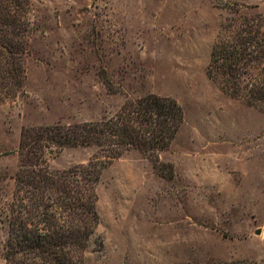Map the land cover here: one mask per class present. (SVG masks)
<instances>
[{
  "label": "rangeland",
  "instance_id": "rangeland-1",
  "mask_svg": "<svg viewBox=\"0 0 264 264\" xmlns=\"http://www.w3.org/2000/svg\"><path fill=\"white\" fill-rule=\"evenodd\" d=\"M27 19L25 79L0 104V264L17 176L36 160L25 130L103 121L148 95L176 100L184 124L157 158L104 166L83 264H264V109L208 75L229 19L264 37V0H31ZM48 145L52 171L109 161Z\"/></svg>",
  "mask_w": 264,
  "mask_h": 264
},
{
  "label": "trees",
  "instance_id": "trees-1",
  "mask_svg": "<svg viewBox=\"0 0 264 264\" xmlns=\"http://www.w3.org/2000/svg\"><path fill=\"white\" fill-rule=\"evenodd\" d=\"M30 12L31 0H0V104L17 97L25 79ZM229 21L213 46L208 75L227 94L264 109V69L258 64L264 37L247 30L248 23ZM184 121L176 100L148 95L129 100L103 121L45 127L34 137L26 129L23 136L33 139L36 147L30 152L36 160L23 164L16 179L7 264H83L87 242L99 224L96 188L104 166L128 151L157 158L169 149ZM48 143L59 148L96 146L109 161L101 164L97 158L87 166L52 171L42 157Z\"/></svg>",
  "mask_w": 264,
  "mask_h": 264
}]
</instances>
